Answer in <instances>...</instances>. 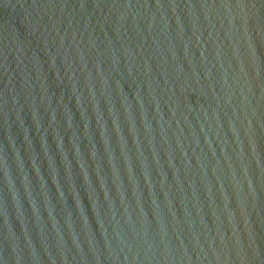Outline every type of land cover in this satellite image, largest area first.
Masks as SVG:
<instances>
[{"label":"water","instance_id":"1","mask_svg":"<svg viewBox=\"0 0 264 264\" xmlns=\"http://www.w3.org/2000/svg\"><path fill=\"white\" fill-rule=\"evenodd\" d=\"M0 264H264V0H0Z\"/></svg>","mask_w":264,"mask_h":264}]
</instances>
